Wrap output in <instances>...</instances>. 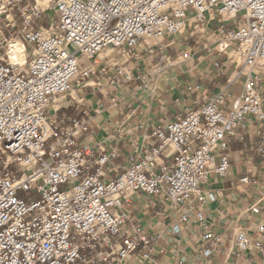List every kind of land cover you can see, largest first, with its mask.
<instances>
[{"label":"built area","instance_id":"1","mask_svg":"<svg viewBox=\"0 0 264 264\" xmlns=\"http://www.w3.org/2000/svg\"><path fill=\"white\" fill-rule=\"evenodd\" d=\"M50 12L48 26L39 24ZM210 19L215 73L224 75L217 56L225 55L234 78L197 109L162 124L140 122L134 134L118 132L131 151L116 175L109 170L120 159L119 144L106 150L82 143L88 111L67 122L51 114L75 83L99 76L108 49L121 61L112 84L150 90L167 68L173 39ZM15 41L26 55L22 63L11 56ZM195 53H182L181 63ZM143 59L155 63L151 72L127 68ZM249 117L264 126V0H0V264H158L153 251L162 235L131 216L137 195L178 213L174 234L185 224L199 226L201 253L213 258L224 237L207 227L212 195L205 187L212 175L230 171V143L245 141ZM256 151L264 158V136ZM240 182L257 184L264 201V179ZM254 212L264 217L263 208ZM263 240L264 220L255 237L239 229L231 264L263 254Z\"/></svg>","mask_w":264,"mask_h":264},{"label":"crops","instance_id":"2","mask_svg":"<svg viewBox=\"0 0 264 264\" xmlns=\"http://www.w3.org/2000/svg\"><path fill=\"white\" fill-rule=\"evenodd\" d=\"M213 19L197 31L189 30L173 39L174 45L166 51L170 58L167 68L155 78L150 90H138L136 83L131 86H117L111 83L115 62H121L117 54L108 49L99 57L100 67H106L99 78L75 83L73 90L59 97L51 107V114L65 122L83 117L84 111L92 118L89 131L82 137V143L95 149L112 150L122 148L116 167L109 170L116 175L126 164V155L131 147L118 138V132L128 131L129 135L137 131L138 124H162L172 120L177 114L197 109L205 103L211 93L226 87L228 80L234 78L235 70L225 55H218L224 63V75L217 76L212 65L210 51L216 41ZM205 46H210L205 49ZM186 51L196 52L193 59L181 63L180 56ZM128 64L127 68L141 73H149L155 68L151 60H141L138 67ZM188 87L198 90L189 91ZM131 105L136 114L131 116ZM123 108V111L121 110ZM249 133L245 141H232L230 152L232 167L222 178L212 175L205 192L211 194L205 209L207 227L222 234L224 242L221 251L213 258H205L201 253L203 247L202 229L196 224H185L179 234L172 232V224L178 213L165 201H152L142 195L134 198L130 208L131 216L151 235L162 237L154 244L153 258L158 264H172L184 257L187 264H231L233 239L241 228H249L255 237L256 227L264 220L262 214H256L254 208L264 209L261 201L262 190L255 185L240 182L249 177L258 183L264 179V158L256 149L264 136V126L248 118ZM264 247V240H263ZM239 264H264V253H250Z\"/></svg>","mask_w":264,"mask_h":264},{"label":"bare ground","instance_id":"3","mask_svg":"<svg viewBox=\"0 0 264 264\" xmlns=\"http://www.w3.org/2000/svg\"><path fill=\"white\" fill-rule=\"evenodd\" d=\"M11 56L14 60H18L21 63L25 60V54L23 53V46L19 41H15L11 46Z\"/></svg>","mask_w":264,"mask_h":264},{"label":"rangeland","instance_id":"4","mask_svg":"<svg viewBox=\"0 0 264 264\" xmlns=\"http://www.w3.org/2000/svg\"><path fill=\"white\" fill-rule=\"evenodd\" d=\"M47 17H48L47 19H42L39 24H42L43 26L47 27L48 23L54 17V15L52 14V12H50V14Z\"/></svg>","mask_w":264,"mask_h":264}]
</instances>
